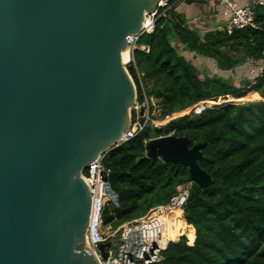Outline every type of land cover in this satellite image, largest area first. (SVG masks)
<instances>
[{
	"label": "water",
	"instance_id": "1",
	"mask_svg": "<svg viewBox=\"0 0 264 264\" xmlns=\"http://www.w3.org/2000/svg\"><path fill=\"white\" fill-rule=\"evenodd\" d=\"M161 1L0 0V264H100L82 174L130 128L137 91L122 52ZM206 145L172 135L146 150L208 188ZM111 246L99 245L104 259Z\"/></svg>",
	"mask_w": 264,
	"mask_h": 264
},
{
	"label": "trees",
	"instance_id": "2",
	"mask_svg": "<svg viewBox=\"0 0 264 264\" xmlns=\"http://www.w3.org/2000/svg\"><path fill=\"white\" fill-rule=\"evenodd\" d=\"M254 11L260 29L227 27L201 36L172 10V17L141 39L151 51L140 53L160 82V89L150 93L158 100L160 118L176 117L160 129L147 127L111 151L106 165L118 204H106L104 226L115 230L146 215L191 181L189 168L149 158L147 138L175 130L176 136L189 138L190 146L207 142L198 162L214 180L208 188L193 184L183 212L187 230L168 243L154 264H264V77L254 84L243 77L239 86L228 73L263 56L264 8ZM186 49L213 61L214 75H201ZM200 102L208 108L187 113Z\"/></svg>",
	"mask_w": 264,
	"mask_h": 264
},
{
	"label": "built area",
	"instance_id": "3",
	"mask_svg": "<svg viewBox=\"0 0 264 264\" xmlns=\"http://www.w3.org/2000/svg\"><path fill=\"white\" fill-rule=\"evenodd\" d=\"M179 1L181 0H165L164 5L159 4L154 12L146 14L141 31L126 37L129 57L123 65L132 78L137 91L136 101L130 111L131 125L118 143L99 154L95 160L88 164L82 174L90 186L92 199L91 217L86 232V246L94 252L100 264H154L160 262L163 250L174 239L171 235L170 223L175 217V212L180 211L181 214L178 218L185 220L183 217L184 207L190 197L193 181L178 186L177 192L168 202L153 207L146 215L138 219L123 223L117 229L112 230L109 236H106L103 220L106 204L113 202L112 196L107 192L108 186L111 185L112 170L106 165V161L111 151L138 136L149 126L160 129L170 119L169 116L164 119L160 118L158 100L145 88L142 80L143 73L140 72L136 63V52L149 53L151 51L150 45L141 42L142 37L153 34L160 20L169 18ZM220 1L225 5L223 14L228 17L229 29L233 27L260 29L255 21L254 8L255 6L264 8V0H254V8L249 5L242 6L236 0ZM163 25L164 23L161 24V27ZM131 67L135 73L131 72ZM240 71H242V77L249 80L251 84H254L259 78H263L264 53L262 57L247 59L241 67L228 71V73L238 75ZM208 106L207 103L200 102L187 109V113L198 115ZM172 135H175V130L158 137ZM152 138L145 139L144 143L147 144ZM159 219H161V223L158 222ZM108 241L112 243V246L108 249V257L104 259L99 245Z\"/></svg>",
	"mask_w": 264,
	"mask_h": 264
},
{
	"label": "rangeland",
	"instance_id": "4",
	"mask_svg": "<svg viewBox=\"0 0 264 264\" xmlns=\"http://www.w3.org/2000/svg\"><path fill=\"white\" fill-rule=\"evenodd\" d=\"M200 4L203 5L202 1H199V0L193 2V4L192 3L187 4L186 0H183L181 2V4H179L177 7H175V10H174L175 15H180L179 11L181 8L186 9V8L192 7L191 9L194 10V13L199 14L201 17L202 16L201 12H200L201 10L199 9V7L201 6ZM193 5H195V6H193ZM195 8H197L198 10H196ZM189 15L190 14H188L187 17L182 18L185 26L198 35H201V36L204 35V33H202L200 31V29H201L200 26L197 25L198 19L195 17H190ZM192 23H195V25H191ZM215 30H212V31H215ZM174 45L178 48V50L181 48L180 41L178 39L175 40ZM185 51L187 53H189L190 55L192 54L193 57H191V58H193V60L197 64L200 65L199 72L201 73V75L204 73L214 75V72H216L215 66H217V65L215 63H213V61H211L208 58L202 59V57H200L196 51H194V53H192V51L187 50V49ZM137 62H138V67H139L140 72L143 73L142 80L144 82V85H145V88L147 89V91L149 93L158 91L160 89V82H159V79L157 77V73L155 71H152L153 69L148 66V64L146 63V58L140 53V51L137 52ZM242 65L243 64L239 65L238 67H241ZM230 76H231L230 79H232L231 81L236 85L240 86L244 81L243 77L236 75V73H232V74H230ZM136 78H137V76H136ZM191 114H193V113H191ZM173 116L176 117L175 115H172L170 117L172 118ZM105 232H106V236L107 235L109 236V234H110V232H112V230H110L109 227H105Z\"/></svg>",
	"mask_w": 264,
	"mask_h": 264
},
{
	"label": "crops",
	"instance_id": "5",
	"mask_svg": "<svg viewBox=\"0 0 264 264\" xmlns=\"http://www.w3.org/2000/svg\"><path fill=\"white\" fill-rule=\"evenodd\" d=\"M183 0L179 1L176 4V7L181 4ZM240 5H253L254 0H236ZM203 5L199 7L201 10V17L199 14L194 13V10H192V7L186 8V9H180L179 14L181 15L182 18L187 17L188 14H190V17H195L198 19V26H200V31L202 33H207L209 31L215 30V29H225L228 27V17L225 16L224 10H225V5L221 3L220 0H210V1H202ZM193 4V3H192ZM207 5V6H206ZM195 6V5H193ZM198 10L197 8H195ZM175 10V9H174ZM172 17V14L170 15ZM189 18V17H188ZM187 18V19H188ZM203 20H202V19ZM174 20L173 18H171ZM191 25H195V23H192Z\"/></svg>",
	"mask_w": 264,
	"mask_h": 264
},
{
	"label": "bare ground",
	"instance_id": "6",
	"mask_svg": "<svg viewBox=\"0 0 264 264\" xmlns=\"http://www.w3.org/2000/svg\"><path fill=\"white\" fill-rule=\"evenodd\" d=\"M161 5L165 4V0H162L160 2ZM129 57V50L128 48L122 52V61L123 63H126ZM181 212L176 211L175 212V217L170 223V228H171V235L173 238H177L181 234H184L187 230V226L185 223V220L179 219ZM159 223H161V219L158 220ZM184 231V233H182Z\"/></svg>",
	"mask_w": 264,
	"mask_h": 264
}]
</instances>
